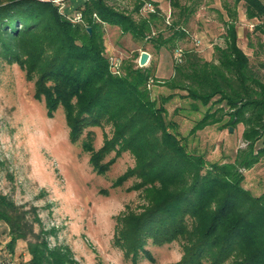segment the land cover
<instances>
[{
  "label": "trees",
  "instance_id": "obj_1",
  "mask_svg": "<svg viewBox=\"0 0 264 264\" xmlns=\"http://www.w3.org/2000/svg\"><path fill=\"white\" fill-rule=\"evenodd\" d=\"M58 1L62 7L53 0H0V61L17 64L34 82L35 96L44 101L50 117L63 110L70 138L77 140L91 127L111 129L99 149L94 150L91 139L82 144L95 172L105 174L124 152L136 159L135 167L113 185L135 178L131 190L141 191L145 203L138 212L126 208L116 219L117 247L133 259H150L148 243L181 241L184 255L174 264H264V196L244 190L239 173L264 155L255 149V142L264 137V80L238 46L234 23L225 24L224 46L215 47L211 62L192 49H181V62H174L172 76L162 84L170 92L158 103L147 89L152 77L148 68L112 73L103 37L104 25H110L142 42L163 21L160 10L155 7L144 18L139 17L140 0L129 14L116 7L121 0H84L67 14L70 0ZM233 1L243 3L247 19L259 22L254 30L264 35V2ZM78 12L82 22H73ZM167 29L168 37L161 34L152 40L155 49L173 47L186 36L183 29ZM175 94L203 106L212 97L226 102L233 111L230 123L246 127L247 148H241L233 162L206 167L204 157L187 149L176 123L167 119L165 103ZM213 116L206 111L199 125H207ZM36 212L0 193V237L6 240L0 246V264H12L20 240L26 242L29 258L18 264H79L69 247L50 245L48 237L55 232L43 230Z\"/></svg>",
  "mask_w": 264,
  "mask_h": 264
},
{
  "label": "rangeland",
  "instance_id": "obj_2",
  "mask_svg": "<svg viewBox=\"0 0 264 264\" xmlns=\"http://www.w3.org/2000/svg\"><path fill=\"white\" fill-rule=\"evenodd\" d=\"M136 1L139 0H121L116 7L129 14ZM140 1L143 5L139 17L145 18L147 12L143 6L149 4L160 10L163 21L157 22L142 42L134 41L130 34H121L116 26L104 25L105 56L118 58L121 63L119 74L112 72L114 75L138 68L140 53H149V62L143 67L152 74V83H148L147 89L151 98L160 103L170 92L162 84L173 74L176 50L192 49L203 60L211 62L215 47L224 46L225 24L232 21L238 46L248 56L253 70L264 80V35L254 28L250 30V24L255 26L259 22L247 19L242 2L174 0L176 5H173L171 0ZM83 3L84 0L66 1V13H73ZM59 4L62 7V3ZM227 8L235 12V16H230ZM134 18L137 20L138 16ZM173 26L183 29L186 36L173 47L164 44L155 49L152 40L161 34L168 37L167 28ZM225 103H219V97H212L208 105L203 106L200 102L183 101L176 94L165 103L167 119L176 123L178 137L193 155L204 157L206 167L210 163L233 162L235 154L241 148H247L246 127L242 123H230L233 111ZM46 109L44 101L35 96L34 82L26 79L19 66L0 61V193L16 205L35 208L43 230L55 232V236L48 237L50 245L57 243L69 247L79 264L179 262L184 255L181 241L162 245L148 243L146 249L150 259L143 255L133 259L117 247L116 219L126 208L138 212L145 203L141 191L131 190L138 182L135 178L119 187L113 185L118 176L135 167L136 159L131 153L124 152L105 174H98L89 164V154L82 144L91 139L94 150L99 149L105 135H111V129L91 127L74 140L70 138L63 110L58 108L50 117ZM206 111L214 116L201 127L199 122ZM262 141L264 137L255 142V149L264 153ZM114 156L113 152L104 162ZM259 157L260 160L250 168L239 169L241 187L255 197L264 196V155ZM31 217L28 214V218ZM2 230L0 225V232ZM38 231L39 226H35V233ZM5 243V237H0V246L4 247ZM13 251L12 264L29 258L25 241H18Z\"/></svg>",
  "mask_w": 264,
  "mask_h": 264
},
{
  "label": "built area",
  "instance_id": "obj_3",
  "mask_svg": "<svg viewBox=\"0 0 264 264\" xmlns=\"http://www.w3.org/2000/svg\"><path fill=\"white\" fill-rule=\"evenodd\" d=\"M53 2H56L57 4H59L60 2L58 0H53ZM143 10L146 11L147 13L148 12H155L154 11V8L151 7V5L149 4H145L143 6ZM73 22H82V15L81 13H77L75 14L74 18H73ZM249 28L250 30H252L254 28V25L253 24H250L249 25ZM182 60V50L181 49H178L176 50L175 52V61L178 63V62H181ZM109 62H110V66H111V70L114 74H119V71H120V60L118 58H113V57H110L109 58ZM152 83V79L149 80V84Z\"/></svg>",
  "mask_w": 264,
  "mask_h": 264
},
{
  "label": "water",
  "instance_id": "obj_4",
  "mask_svg": "<svg viewBox=\"0 0 264 264\" xmlns=\"http://www.w3.org/2000/svg\"><path fill=\"white\" fill-rule=\"evenodd\" d=\"M87 31L90 32V28H87ZM149 59H150L149 53L141 52L138 59V66L141 68L145 67L147 65L146 63L149 62ZM229 131L231 132L232 129L230 128Z\"/></svg>",
  "mask_w": 264,
  "mask_h": 264
},
{
  "label": "crops",
  "instance_id": "obj_5",
  "mask_svg": "<svg viewBox=\"0 0 264 264\" xmlns=\"http://www.w3.org/2000/svg\"><path fill=\"white\" fill-rule=\"evenodd\" d=\"M25 252H26V254H28L27 251H25ZM16 253H17V252H16Z\"/></svg>",
  "mask_w": 264,
  "mask_h": 264
}]
</instances>
